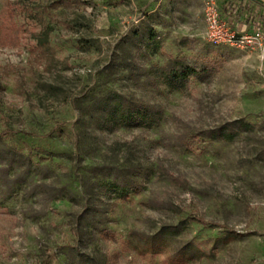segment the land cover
<instances>
[{"label":"rangeland","instance_id":"rangeland-1","mask_svg":"<svg viewBox=\"0 0 264 264\" xmlns=\"http://www.w3.org/2000/svg\"><path fill=\"white\" fill-rule=\"evenodd\" d=\"M204 2L0 0V264H264V41L211 44Z\"/></svg>","mask_w":264,"mask_h":264},{"label":"trees","instance_id":"trees-1","mask_svg":"<svg viewBox=\"0 0 264 264\" xmlns=\"http://www.w3.org/2000/svg\"><path fill=\"white\" fill-rule=\"evenodd\" d=\"M222 12L227 16L233 17L237 23H244L253 27L260 28L264 22V12L258 13L252 7L248 8L241 2H231L226 0L222 6ZM246 12L243 21L240 20L242 13ZM6 34V33H5ZM10 36V35H9ZM14 39V38H13ZM209 66L197 70L193 66L183 61L170 63L162 73L163 82L167 88L181 89L189 78L202 79L209 75ZM100 120L96 123L100 130L130 128L135 126H152L155 117L147 107L137 105H126L119 101L101 100L97 107Z\"/></svg>","mask_w":264,"mask_h":264},{"label":"built area","instance_id":"built-area-1","mask_svg":"<svg viewBox=\"0 0 264 264\" xmlns=\"http://www.w3.org/2000/svg\"><path fill=\"white\" fill-rule=\"evenodd\" d=\"M204 19L207 27V37L213 45H236L247 43L248 38H252L259 42L264 41V30L262 28H253L252 37L247 35L240 36L235 33L229 23L223 20L219 13V8L216 0H205L204 2Z\"/></svg>","mask_w":264,"mask_h":264},{"label":"crops","instance_id":"crops-1","mask_svg":"<svg viewBox=\"0 0 264 264\" xmlns=\"http://www.w3.org/2000/svg\"><path fill=\"white\" fill-rule=\"evenodd\" d=\"M225 1L226 0H216V2L218 4L220 16L223 20L227 21L232 28L243 27V28H247L248 31L255 28V27L250 26V25H245L244 23H237L233 17L227 16V14L223 13L221 9H222L223 3ZM230 1L231 2H238V3L241 2L244 5H247L248 8L252 7L258 13L264 12V3L262 0H230ZM245 17H246V12L242 13L240 20L243 21ZM260 28L264 29V22Z\"/></svg>","mask_w":264,"mask_h":264}]
</instances>
